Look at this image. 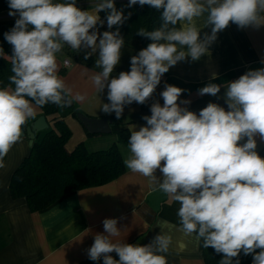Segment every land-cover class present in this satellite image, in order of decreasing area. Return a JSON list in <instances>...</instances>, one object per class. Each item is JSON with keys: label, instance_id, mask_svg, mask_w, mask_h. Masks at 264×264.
<instances>
[{"label": "clouds", "instance_id": "1", "mask_svg": "<svg viewBox=\"0 0 264 264\" xmlns=\"http://www.w3.org/2000/svg\"><path fill=\"white\" fill-rule=\"evenodd\" d=\"M136 4L157 10L161 22L151 31L137 30L136 35L152 42L131 57L130 71L114 77L125 45L119 26L131 15L118 10L114 0H98L92 10H81L76 0H9V16L18 18L4 34L12 46V75L9 85L0 87V160L35 116L33 103L63 108L70 102V89L58 75L57 54L65 46L75 52L91 49L84 59L99 51L95 68L100 71L91 79L97 92L107 88L109 101L100 110L120 119L125 106L144 104L152 96L171 67L208 54L230 23L240 29L264 26V0H129L127 7ZM102 11L107 27H117L101 35ZM200 20L203 28L211 26L203 38ZM224 87L227 110L210 102L197 115L181 106L189 100L178 103L186 90L166 84L160 93L163 105L153 103L151 115L142 117L146 126L129 127L130 155L124 164L147 178L153 192L179 203L177 231L222 254L219 264H240L241 252L251 254L253 264H264V158L256 139L264 141V68L249 70ZM220 90L221 85L210 82L198 94L217 96ZM85 98L80 93L71 97L76 102ZM103 228L87 250L92 261L167 264L171 236L158 234L149 244H128L113 240L121 234L117 219H105Z\"/></svg>", "mask_w": 264, "mask_h": 264}, {"label": "crops", "instance_id": "2", "mask_svg": "<svg viewBox=\"0 0 264 264\" xmlns=\"http://www.w3.org/2000/svg\"><path fill=\"white\" fill-rule=\"evenodd\" d=\"M97 2L76 0V5L81 10H92ZM8 13L6 11L3 15L9 16ZM198 27L203 28V20L198 21ZM104 31H111L106 21L103 26H99L101 35ZM205 33H211V26L201 30V38ZM142 49L144 47L138 40H125L120 62L114 68L117 72L114 77L121 71H130L131 57L138 55ZM92 56L97 60L99 51ZM57 62L58 75L70 89L69 98L77 93L86 97L82 102L71 99L73 106L93 118L112 116V122L115 121L130 136V126L134 125L135 130L146 126L142 117L151 115L153 103L163 105L160 93L166 84L185 89L178 103L180 100H189L188 105L181 106L197 115L210 102L227 110L224 85L249 70L264 68V26L259 29H240L230 23L217 34L209 46L208 54L197 61L189 57L171 67L162 76L152 96L144 104L133 102L125 106L120 119L115 117V113L106 114L100 110L102 104L109 101L107 88L99 93L93 86L91 77L98 70L73 61L63 52L57 54ZM214 75L216 79L213 80ZM210 82L221 85L220 92L217 96H200L198 90ZM33 106L35 116L26 122V126L43 115L38 106ZM63 120L71 131L65 144L67 150H72L80 142L88 152L108 149L116 143L125 171L108 183L72 191L44 209L32 211L24 197L15 198L10 193L12 175L28 156L31 147L28 139L21 137L10 148L0 166V264H103V258L99 261L89 259L87 250L94 243V236L104 233L105 219H117L121 234L113 238L114 241L146 245L158 234L169 235L171 243L165 253L167 264H205L202 242L198 244L194 237H185L177 231L179 203L164 193L153 192L147 178L126 168L124 160L130 155L128 144L116 142L114 133L87 136L70 113H66ZM46 121L52 128L53 122ZM44 132L36 134L33 141ZM256 139L257 152L264 158V141L259 136ZM156 175L162 177L159 170ZM110 255L119 259L115 252Z\"/></svg>", "mask_w": 264, "mask_h": 264}, {"label": "trees", "instance_id": "3", "mask_svg": "<svg viewBox=\"0 0 264 264\" xmlns=\"http://www.w3.org/2000/svg\"><path fill=\"white\" fill-rule=\"evenodd\" d=\"M114 3L118 10H123L125 16L131 14L125 23L119 26L121 35L125 40H138L146 48L152 41L136 35V32L141 27L149 31L158 27L161 22L160 13L148 5L136 4L129 8L127 7L129 1L114 0ZM6 11H10L9 0H0V48L3 49V53H0V87L8 86V77L12 75V46L5 40L4 34L14 27L15 20L18 18L4 16L3 13ZM106 15V12H100V16L105 21ZM116 27L113 26L111 31H115ZM62 52L73 61L96 69V60L93 56L84 59L88 51L81 49L75 52L65 46ZM96 70L100 71V69ZM116 73L113 71L112 75ZM11 87L14 88V85ZM38 108L48 121L53 122V127L45 130L41 137L37 135L28 156L15 170L10 182L11 195L15 198L24 197L30 210L44 209L72 191L108 183L124 173L122 156L116 143L108 149L92 152L86 151L81 142L72 150L66 149L65 144L71 136V131L63 117L66 113H70L78 121L79 111L74 106L60 108L55 104H47ZM111 117H109L110 120ZM25 127L26 124L23 129ZM84 131L87 136H92L85 129ZM111 133L117 136L116 142L128 144V134L115 121L111 123ZM4 158L5 156L0 160V166ZM202 254L205 264H219L222 258V254L216 253L211 247L202 246ZM238 259L240 264H253L251 254L244 255L241 252Z\"/></svg>", "mask_w": 264, "mask_h": 264}, {"label": "water", "instance_id": "4", "mask_svg": "<svg viewBox=\"0 0 264 264\" xmlns=\"http://www.w3.org/2000/svg\"><path fill=\"white\" fill-rule=\"evenodd\" d=\"M129 1V0H123ZM69 103L65 108H70L73 106V101L68 97ZM77 119L81 123V126L92 135L95 134H110L111 133V123L107 117L93 118L84 113L78 112ZM49 128V125L45 119L44 115L39 116L33 122L29 123L24 129H22L21 137L28 139V144L31 146L33 139L39 132L45 131Z\"/></svg>", "mask_w": 264, "mask_h": 264}, {"label": "built area", "instance_id": "5", "mask_svg": "<svg viewBox=\"0 0 264 264\" xmlns=\"http://www.w3.org/2000/svg\"><path fill=\"white\" fill-rule=\"evenodd\" d=\"M67 64V62H65Z\"/></svg>", "mask_w": 264, "mask_h": 264}, {"label": "rangeland", "instance_id": "6", "mask_svg": "<svg viewBox=\"0 0 264 264\" xmlns=\"http://www.w3.org/2000/svg\"><path fill=\"white\" fill-rule=\"evenodd\" d=\"M117 137V136H116Z\"/></svg>", "mask_w": 264, "mask_h": 264}]
</instances>
